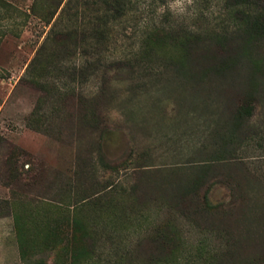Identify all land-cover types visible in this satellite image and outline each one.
Listing matches in <instances>:
<instances>
[{"label":"rangeland","instance_id":"1","mask_svg":"<svg viewBox=\"0 0 264 264\" xmlns=\"http://www.w3.org/2000/svg\"><path fill=\"white\" fill-rule=\"evenodd\" d=\"M2 4L0 264H264V37L231 50L238 12L261 0H125L115 17L104 0ZM155 26L224 44L229 67L206 73L210 54L174 61L171 41L144 66L135 53ZM69 30L64 59L58 36ZM36 53L40 81L72 94L31 83ZM59 58L75 71H57ZM36 106L47 132L28 125ZM197 180L214 217L174 212L157 192ZM106 182L117 190L94 200ZM165 219L177 244L155 258L146 240Z\"/></svg>","mask_w":264,"mask_h":264},{"label":"trees","instance_id":"2","mask_svg":"<svg viewBox=\"0 0 264 264\" xmlns=\"http://www.w3.org/2000/svg\"><path fill=\"white\" fill-rule=\"evenodd\" d=\"M124 1L125 0H104V3L106 5V11L110 16L115 17L116 15L120 14L124 9ZM239 4L248 3L249 0H235ZM4 0H0V6H2ZM62 2V0H61ZM235 3V2H234ZM251 3V1L249 2ZM258 3V2H257ZM254 3V4H257ZM262 4H259L255 11L252 12H238V17L241 19L243 27H241V33L240 40L236 45H232L233 48L231 50H234L236 52H242L245 53L248 46L247 42L248 39L251 37L253 39H257L264 37V0H261ZM63 6H61L62 10ZM104 24V23H103ZM96 27L93 30V38L96 40V42L102 41V39L105 37L106 34V28L102 25H95ZM165 36V38H156V36ZM74 37V31L69 30L62 32L58 36V40H60V51L62 57L65 59L66 56L70 55V47L67 44V41L71 40V38ZM169 40H167V38ZM164 39V40H163ZM258 40V39H257ZM165 41H171L178 47V53L175 55L174 61H179L182 63H185L187 59H197L199 61L200 59H204L205 57L210 54V61H208V65L204 67V71L206 73L214 72L215 74H220L221 72H224L226 70L230 63H226V59L228 58V52L227 48L224 44L218 43L214 46H208L202 44L203 37L199 34H178L174 33L168 30H165L160 27H152L150 29H147L142 37L141 44L138 47L135 57L139 61H144V66H149V62H155V59H153L152 55L153 53L155 55L157 52V49L165 46ZM160 43V44H159ZM213 45V44H211ZM216 45V46H215ZM69 47V48H68ZM231 47V46H230ZM229 47V48H230ZM228 48V49H229ZM95 49V48H94ZM39 54L36 53V55L31 59L30 63L28 64V69L30 68L32 76L30 77L31 83L34 85L42 86V91H44V94L48 95L51 93L52 95H60V91H65L64 88H61V90L58 88V86L51 85L46 81H40V78L38 75H35L34 69L36 65L38 64ZM61 57V58H62ZM153 59V60H150ZM172 58V57H171ZM41 59V58H40ZM60 59V58H59ZM146 60V61H145ZM40 62V61H39ZM57 62V71L60 69L62 71H69L72 70V73L75 71L76 67L74 65H67L68 63L64 62V60H59ZM90 64L93 65V70L97 71L98 67V61H90ZM178 64V63H177ZM151 66V65H150ZM92 68V67H91ZM48 69V66L44 65L43 70ZM43 77V75H42ZM63 89V90H62ZM64 95L72 94L71 90L65 91ZM62 95V94H61ZM45 101V97H42V103ZM247 106H240L238 107L235 113L236 120L240 119L241 116H243V110L246 109ZM89 116L92 118L93 125L97 124L99 121L98 118V112L95 110H90ZM42 123V124H41ZM28 125L35 130L47 132V128H43L45 125L41 118V113L39 111V108L36 106L31 116L28 118ZM42 125V126H41ZM15 151L13 150L12 153ZM21 152V150L17 149L16 153ZM11 153V154H12ZM15 154V153H14ZM104 167H109L111 170L115 169V166L108 165L106 163L103 164ZM200 180H197L195 184H192V186L184 187L183 189L178 188H166L164 191L161 189L157 192L164 195L163 197L165 200L168 201L169 209H172L174 212L181 213L183 215L191 214L193 216H200V217H214L217 212V208H219L217 205L210 204L207 197V188L201 191L200 189ZM139 186V185H138ZM136 185L131 189V193H137ZM183 187V186H182ZM168 189V190H167ZM117 190V186L113 185L112 182H106L103 184L101 189H97L94 191V193L91 195L93 196L94 200L101 199L102 196H98L100 194H112ZM125 190V189H124ZM101 192V193H100ZM146 194V193H145ZM158 199V198H157ZM177 231L173 225V222H171L168 219H165V222L159 226L155 232L153 233V236L148 238L147 245H149L150 251H156L153 252L155 254V258H158L160 254L163 253V251H170L176 247L177 244Z\"/></svg>","mask_w":264,"mask_h":264}]
</instances>
